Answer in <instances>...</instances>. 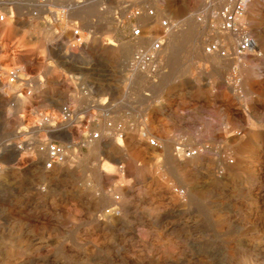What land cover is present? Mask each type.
<instances>
[{
    "label": "rangeland",
    "instance_id": "1",
    "mask_svg": "<svg viewBox=\"0 0 264 264\" xmlns=\"http://www.w3.org/2000/svg\"><path fill=\"white\" fill-rule=\"evenodd\" d=\"M224 3L225 0H0V23L3 18L4 22L10 21L16 33L11 37L0 34V58H21L19 80L12 77L16 80L13 86L0 81V264H264V0H251L243 16L259 44L258 54L245 56L207 51L218 41L227 40L231 48L237 42L236 36L220 31L217 13ZM63 8L67 16L62 14ZM139 9L142 14L136 19L133 14ZM151 9L153 15L149 13ZM145 14L152 17L153 28L142 23ZM164 20L176 27L167 31ZM135 24L143 29L144 37L157 34L156 40H164V50L170 40H175V54L159 55L160 51L148 45L137 51L128 49L135 41L131 39ZM78 28L81 41L73 37ZM108 38L116 44L109 45ZM17 40H26L28 45H16ZM141 51L158 54L157 62L136 63L135 56ZM177 55L184 56V75L195 76L197 87L153 85L157 75L176 69ZM203 64L213 69L205 70ZM51 76L60 82H52ZM169 80L175 79L171 76ZM158 100L169 102V108L148 107ZM54 110L62 113V124L33 123ZM106 135L114 142L120 137L129 140L142 135L157 140L153 156L142 158L134 153L136 166L160 173L161 179L182 196L183 205L172 207L153 180L142 182L137 171L128 174L127 151L118 156L122 161L115 173L107 171V150L103 148L97 154L92 148ZM248 136L255 137L248 141ZM51 143L61 145L63 152L45 161L42 149ZM168 145L172 146L173 157L186 148L202 158L197 167L183 171L186 184L176 181L171 167L165 166ZM26 151L33 154L31 161ZM237 155L242 157L238 175H223L221 171L212 175L214 163H237ZM191 193L198 194L199 201L193 200ZM159 206L163 208L154 211ZM215 221L219 223L217 229ZM143 233L150 235L158 247L174 243V252L149 253L140 238ZM74 234L79 239H74Z\"/></svg>",
    "mask_w": 264,
    "mask_h": 264
},
{
    "label": "bare ground",
    "instance_id": "2",
    "mask_svg": "<svg viewBox=\"0 0 264 264\" xmlns=\"http://www.w3.org/2000/svg\"><path fill=\"white\" fill-rule=\"evenodd\" d=\"M187 1V0H186ZM250 6V5H249ZM188 7V6H187ZM175 8V7H174ZM253 9V8H252ZM174 10V9H173ZM247 14V13H246ZM146 15V14H145ZM248 15V14H247ZM249 16V15H248ZM155 18V17H154ZM4 18H3V23H0V34H4V36L5 37H11L15 32H14V26L11 24V22L10 21H5L4 22ZM143 22L142 23H144V24H147V26H149V27H151V28H153V19H152V17L150 16V15H146V16H143ZM156 23V22H155ZM79 33H80V31H79ZM158 33V32H157ZM174 33V32H173ZM16 34V33H15ZM169 35L170 36H172V29H171V31H169ZM73 37L74 38H77L78 36L77 35H75V31H74V33H73ZM181 37V36H180ZM226 37V36H225ZM68 38V37H67ZM80 38H81V36H80ZM157 38H159L158 37V35L157 34H153V35H151V36H147V37H141L140 39H135V41H134V43L132 44H129L128 45V49H134V50H141L142 48H143V46L144 45H148V46H150V47H152V43L154 42V40H156ZM178 38V37H177ZM176 38V39H177ZM224 38V37H223ZM82 39V38H81ZM181 39V38H180ZM226 39V38H225ZM231 39V38H230ZM237 39V38H236ZM77 40V39H76ZM13 41V40H12ZM79 41V40H78ZM81 41V40H80ZM173 41H175V40H170V43H169V46L164 50V48L162 49V50H160V53H159V55H161L162 53L163 54H168V52L171 54H175L174 52H176L177 51V49H178V47H177V45L173 42ZM178 41V40H177ZM236 41V40H235ZM69 42H70V40H69ZM107 42H108V44L109 45H115L116 44V41L113 39V38H108L107 39ZM132 42V41H131ZM16 45H19V46H27L28 45V42L26 41V40H17L16 41V43H15ZM259 45V44H258ZM5 46V45H4ZM108 46V45H107ZM181 46V45H180ZM82 49V48H81ZM32 51H34V53H38L36 50H32ZM36 51V52H35ZM2 52L0 51V54H1ZM202 53V52H201ZM211 53V52H210ZM216 53V52H215ZM38 54H40V53H38ZM148 54V53H147ZM212 54V53H211ZM151 55V60L150 61H153L154 63H156L157 62V60H158V58H159V55L158 54H154V53H151L150 54ZM205 56V55H204ZM1 60H3V61H5V63L4 64H2L1 63V60H0V73H1V75H0V81H2V82H4L5 84V86H13V84L15 83V79H13L12 80V77H14V78H16L17 80H19V77H18V71L19 70H21V65H20V63H21V58H19L18 59V61H16L14 58L12 59H10V58H8V57H6V56H2L1 58H0ZM215 59V58H214ZM232 59V58H231ZM238 59V58H237ZM149 61V62H150ZM215 61V60H214ZM26 62V61H25ZM141 62H143V61H141ZM152 62V63H153ZM219 63V60L217 59L216 60V63ZM242 62V61H241ZM226 63V62H225ZM229 63V62H228ZM242 64V63H241ZM20 65V66H19ZM214 66V65H213ZM216 66H217V64H216ZM243 69V68H242ZM227 70V69H226ZM245 71H243V73H244ZM247 72V71H246ZM249 73V72H248ZM251 74V73H250ZM249 75V74H248ZM231 79V78H230ZM245 79V78H244ZM249 81H252V80H249ZM259 83V82H258ZM3 84V83H2ZM257 84V83H256ZM230 85V84H229ZM244 85V84H243ZM258 85V84H257ZM257 87V86H256ZM246 88V87H245ZM248 91V90H247ZM248 94V93H247ZM251 94V93H250ZM246 96V95H245ZM226 98V97H225ZM247 98V97H246ZM21 100V99H20ZM231 102V101H230ZM20 106V105H19ZM232 106V105H231ZM60 107H62V106H60ZM58 108V107H57ZM105 108V107H104ZM61 109V108H60ZM20 110V109H19ZM101 111V110H100ZM17 112V111H16ZM15 112V113H16ZM245 112V111H244ZM243 112V113H244ZM246 113V112H245ZM65 118H66V116H64ZM62 118H63V116H62V113L60 112V111H58V110H54V111H51V113L47 116V117H43V118H37V120H35V121H33V123L34 124H40V125H46V124H52V123H61L62 124ZM71 118V117H70ZM261 118V117H260ZM64 120V119H63ZM18 121V120H17ZM69 121V120H68ZM71 121V120H70ZM67 122V121H66ZM229 122V121H228ZM243 122V121H242ZM65 125V124H64ZM73 125V124H72ZM116 125V124H115ZM69 126V125H68ZM62 127V126H61ZM161 127V126H160ZM60 128V127H59ZM101 128V127H100ZM229 128V127H228ZM233 128V127H232ZM231 128V129H232ZM104 129V128H103ZM116 129V128H115ZM165 129V128H164ZM62 130V129H61ZM67 130V129H66ZM106 130V129H105ZM121 130V129H120ZM230 130V129H229ZM158 131V130H157ZM215 131V130H214ZM62 132V131H61ZM64 132V131H63ZM68 132V131H67ZM109 132H111V131H109ZM147 132V131H146ZM162 132V131H161ZM98 133H100V132H98ZM69 134V133H68ZM102 134V133H101ZM98 135V134H97ZM108 135V134H107ZM104 136L101 140H99L98 139V141H93V142H91V143H93V145H92V148H93V150L97 153V154H101V151L103 150V148H105L106 150H107V155H109L108 157H109V161L107 162L108 163V166H109V168L107 169V171L109 170L110 172H114L116 169H117V164H119L122 160L121 159H119L118 158V156L121 154V152L122 151H127L128 153H129V156H130V159L127 161V163H126V172L128 173V174H131V175H134L135 174V172L137 171V177H138V179L139 180H141L142 182H146L147 180H153L152 182H153V184L154 183H156L159 187H160V190L162 189V194L163 195H161V196H165L166 198H167V200H169V205H171L172 207L174 206V207H176V206H181V205H183V200H182V196L180 197L179 196V194H177V192L175 191V188H174V186L173 185H171L170 183H167V182H165L164 180H162L161 179V177L159 176V174H157L156 172H151V171H149L148 169L150 168L149 166V168L148 169H140V168H137L138 166H136V164H137V161H136V159L133 157V155H134V153L136 154H138L140 157H146V155H149V156H153L154 154H155V147H157V145H159V144H157L156 143V141L157 140H152V139H150V138H147L146 137V135H142V136H139V137H132L131 139H129V140H126V139H123V138H118L117 139V137H116V139H117V141L116 142H114L113 141V139L112 138H110V136ZM125 135V134H124ZM155 135V134H154ZM215 135V134H214ZM121 136V135H120ZM137 136V135H136ZM169 136V135H168ZM201 136V135H200ZM70 137V136H69ZM78 137V136H77ZM76 137V138H77ZM101 137V136H100ZM114 137V136H113ZM124 137V136H123ZM202 137V136H201ZM254 137L255 136H248V141H251V140H253L254 139ZM71 138V137H70ZM72 138H74V137H72ZM81 138V137H80ZM95 138H99V137H95ZM94 138V139H95ZM159 138V137H158ZM162 138V137H161ZM165 138V137H164ZM188 138H190V137H188ZM198 138V137H197ZM196 138V139H197ZM236 138V137H235ZM160 139V138H159ZM169 139V138H168ZM75 140V139H74ZM91 140V139H90ZM219 140V139H218ZM230 140V139H229ZM232 140V139H231ZM234 140V139H233ZM73 141V140H72ZM168 141V140H167ZM172 141H174V140H172ZM225 141V140H224ZM235 141H237L236 139H235ZM153 142V143H152ZM231 142V141H230ZM234 142V141H233ZM165 143V142H164ZM190 143V142H189ZM202 143V142H201ZM215 143V142H214ZM168 144V143H167ZM187 144V143H186ZM191 144H193V143H191ZM233 144V143H232ZM40 145V144H39ZM179 145V144H178ZM230 145V144H229ZM237 145V144H236ZM239 145V144H238ZM186 146V145H185ZM195 146V145H194ZM208 146V145H207ZM240 146V145H239ZM193 147V146H192ZM210 147H212V145L210 146ZM171 148H172V146H170V145H168L167 146V149L165 150V154H164V156H165V159H166V165L165 166H169V167H171V170H172V173H173V176L177 179L176 181H179V182H181V183H183V184H186V183H184V181H185V176H184V174H183V171L185 170V169H187L188 167H197L200 163H202V158L200 157V155L197 153V152H195V153H192V152H190V151H188L186 148H183L180 152H179V154L178 155H176V156H174L173 157V153H172V151H171ZM191 148V147H190ZM197 148H198V146H197ZM236 148V147H235ZM199 149V148H198ZM197 149V150H198ZM230 150V149H229ZM33 151V150H32ZM42 153H41V155L43 156V158H44V160L45 161H48L50 158H51V155H50V152H49V147H44L43 149H42ZM158 151V150H157ZM156 151V152H157ZM26 152H28V151H26ZM31 152V151H30ZM35 152V151H34ZM220 152V151H219ZM231 152V151H230ZM261 152V151H260ZM29 153V152H28ZM209 153V152H208ZM15 154V153H14ZM211 154V153H210ZM214 154V153H213ZM29 157V160L31 161V159H33V154L31 155L30 153L29 154H27ZM93 155V154H92ZM208 155V154H207ZM218 155V154H217ZM238 155H240V154H238ZM237 155V156H238ZM103 156V155H102ZM201 156H202V154H201ZM215 156V155H214ZM233 156H234V154H233ZM138 157V156H137ZM142 157V158H143ZM163 157V156H162ZM205 157V156H204ZM211 157V156H210ZM41 158V157H40ZM40 158H39V160H40ZM152 158V157H151ZM207 158H208V156H207ZM222 158V157H221ZM36 159V158H35ZM105 159V158H104ZM127 159V158H126ZM164 159V158H163ZM162 159V160H163ZM205 159H206V157H205ZM218 159V158H217ZM241 159H242V157H240V156H238L237 157V163H234V164H231L230 162L229 163H224V162H221V161H218V162H216V163H214V167H215V169L213 170V172H212V175H216L217 176V171H221V173L223 174V175H238L239 174V172H241V170H242V161H241ZM22 160V159H21ZM27 160V159H26ZM66 160V159H65ZM106 160V159H105ZM121 160V161H120ZM233 160H234V157H233ZM22 161H24V159L22 160ZM99 161V160H98ZM150 161V160H149ZM35 162V161H34ZM58 160H57V164H58ZM159 162V161H158ZM46 163V162H45ZM44 163V164H45ZM100 163V162H99ZM140 163V162H139ZM147 163V162H146ZM154 163V162H153ZM43 164V163H42ZM51 164V163H50ZM85 164H87V163H85ZM84 164V165H85ZM141 164V163H140ZM152 164V163H151ZM40 165V164H39ZM38 165V166H39ZM47 165V164H46ZM49 165V164H48ZM175 166V168H173L174 166ZM173 166V167H172ZM50 167V166H49ZM56 167V166H55ZM96 167V166H95ZM212 167V166H211ZM213 167V168H214ZM64 168V167H63ZM69 168V167H68ZM84 168V167H83ZM162 168H164V167H162ZM161 167H160V169H162ZM166 168V167H165ZM67 169V168H66ZM105 169V168H104ZM159 169V170H160ZM257 169V168H256ZM255 169V170H256ZM94 170H95V168H94ZM93 170V171H94ZM103 170V169H102ZM165 170V169H164ZM59 171V170H58ZM168 171V170H167ZM188 171V170H187ZM206 171V170H205ZM61 172V171H60ZM99 172V171H98ZM102 172V171H101ZM204 172V171H203ZM65 173V172H64ZM107 173V172H106ZM115 173V172H114ZM123 173V172H122ZM206 173H208V172H206ZM199 174V173H198ZM197 174V175H198ZM204 174V173H203ZM60 175V174H59ZM100 175H101V173H100ZM114 175V174H113ZM118 175V174H117ZM127 175V174H126ZM195 175V174H194ZM60 176H62V175H60ZM199 176V175H198ZM75 177V176H74ZM126 177V176H125ZM132 177V176H131ZM190 177V176H189ZM56 178H58V177H56ZM104 178V177H103ZM169 178V177H168ZM207 178V177H206ZM119 179V178H118ZM170 179H171V177H170ZM196 179V178H195ZM54 180V179H53ZM59 180V179H58ZM169 180V179H168ZM103 181V180H102ZM107 180H105V182H106ZM120 181V180H119ZM121 181H123V180H121ZM127 181V180H126ZM172 181H175V180H173L172 179ZM201 181H203V180H201ZM221 181V180H220ZM219 181V182H220ZM129 182V181H128ZM210 182V181H209ZM134 183V182H133ZM174 183H176V182H174ZM201 183H203V182H201ZM200 183V184H201ZM257 183V182H256ZM104 184V183H103ZM123 184V183H122ZM199 184V185H200ZM223 184V183H222ZM225 184V183H224ZM230 184V183H229ZM253 184V183H252ZM124 185V184H123ZM192 185V184H191ZM197 185V184H196ZM211 185V184H210ZM248 185V184H247ZM107 186V185H106ZM144 186V185H143ZM154 186V185H153ZM158 186H157V188H158ZM179 186V185H178ZM193 186H195V185H193ZM208 186V185H207ZM251 186V185H250ZM150 187V186H149ZM156 187V186H155ZM177 187V186H176ZM209 187H211V186H209ZM230 187V186H229ZM259 187V186H258ZM117 188V187H116ZM178 188H180V187H178ZM201 188V187H200ZM214 188V187H213ZM237 188V187H236ZM119 189V188H118ZM133 189V188H132ZM136 189V188H135ZM148 189V188H147ZM153 189V188H152ZM181 189V188H180ZM193 189V188H192ZM205 189V188H204ZM210 189V188H209ZM219 189V188H218ZM230 189V188H229ZM233 189V188H232ZM104 190V189H103ZM128 190V189H127ZM177 190V189H176ZM190 190V189H189ZM220 190V189H219ZM218 190V191H219ZM222 190V189H221ZM120 191V190H119ZM150 191V190H149ZM185 191H186V189H185ZM184 191V192H185ZM210 191H211V189H210ZM228 191V190H227ZM107 192H108V190H107ZM134 192V191H133ZM160 192V191H159ZM190 192V191H189ZM207 192V191H206ZM220 192V191H219ZM261 192H262V190H261ZM82 193V192H81ZM89 193V192H88ZM122 193V192H121ZM140 193H141V191H140ZM210 193H212V192H210ZM221 193V192H220ZM229 193V192H228ZM235 193V192H234ZM239 193V192H238ZM245 193V192H244ZM83 194V193H82ZM132 194H134V193H132ZM152 194V193H151ZM209 194V193H208ZM216 194V193H215ZM86 195V194H85ZM94 195V194H93ZM119 195V194H118ZM129 195V194H128ZM146 195H148V196H150L149 195V193H147ZM84 196V195H83ZM130 196V195H129ZM148 196H146V197H148ZM158 196L160 197V195L158 194ZM241 196V195H240ZM255 196V195H254ZM48 197V196H47ZM134 197H136V195L134 196ZM155 197V196H154ZM127 198V197H126ZM137 198V197H136ZM149 198V197H148ZM156 198V197H155ZM191 198L193 199V200H195V201H199V195L198 194H196V193H191ZM221 197H219V199H220ZM237 198V197H236ZM239 198V197H238ZM91 199V198H90ZM133 199V198H132ZM160 199V198H159ZM233 199V198H232ZM256 199V198H255ZM255 199H254V201H255ZM134 201H136L135 199H133ZM164 200V199H163ZM187 200V199H186ZM221 200V199H220ZM224 200V199H223ZM165 201V200H164ZM140 202V201H139ZM139 202H138V204H139ZM201 202V201H200ZM203 202V201H202ZM130 203V202H129ZM142 203H144V202H142ZM160 203H161V201H160ZM167 203V204H168ZM203 203H205V202H203ZM229 203V202H228ZM107 204H108V202H107ZM128 204V203H127ZM137 204V203H136ZM146 204H149V203H146ZM145 204V205H146ZM161 204H163V203H161ZM257 204V203H256ZM262 204V203H261ZM264 204V203H263ZM142 205H144V204H142ZM144 205V206H145ZM215 205V204H214ZM226 205H228V204H226ZM226 205H225V207H226ZM231 205V204H230ZM205 206V205H204ZM62 207V206H61ZM162 207V206H161ZM160 206L157 208V209H153L154 211H158V210H160V208H161ZM264 207V206H263ZM100 208V207H99ZM111 208V207H110ZM115 208V207H114ZM120 208V207H119ZM119 208H118V210H119ZM124 208V207H123ZM128 208H129V206H128ZM139 208V207H138ZM137 208V209H138ZM143 208V207H142ZM163 208V207H162ZM169 208H171V207H169ZM178 208V207H177ZM223 208V207H222ZM227 208V207H226ZM259 208V207H258ZM65 209H66V207H65ZM96 209V208H95ZM112 209V208H111ZM152 209V208H151ZM166 209V208H165ZM176 209V208H175ZM225 209V208H224ZM223 209V210H224ZM52 210V209H51ZM102 210V209H101ZM100 210V211H101ZM105 210V209H104ZM130 210V209H129ZM132 210V209H131ZM144 210V209H143ZM215 210V209H214ZM116 211V210H115ZM140 211V210H139ZM147 211V210H146ZM220 211H221V213H222V210L220 209ZM46 212V211H45ZM60 212V211H59ZM96 212V211H95ZM165 212H166V210H165ZM168 212V211H167ZM176 212V211H175ZM196 212V211H195ZM47 213V212H46ZM104 213V212H103ZM130 213V212H129ZM142 213V212H141ZM145 213V212H144ZM212 213V212H211ZM224 213H225V211H224ZM52 214V213H51ZM79 214V213H78ZM89 214V213H88ZM197 214V213H196ZM47 215V214H46ZM81 215V214H80ZM98 215V214H97ZM141 215V214H140ZM173 215V214H172ZM177 215V214H176ZM186 215V214H185ZM192 215V214H191ZM214 215V214H213ZM216 215V214H215ZM69 216V215H68ZM67 216V217H68ZM99 216V215H98ZM105 216V215H104ZM143 216V215H142ZM146 216V215H145ZM164 216V215H163ZM167 216V215H166ZM182 216V215H181ZM193 216V215H192ZM221 216V215H220ZM231 216H232V214H231ZM260 216V215H259ZM58 217V216H57ZM76 217V216H75ZM96 217V216H95ZM117 217V216H116ZM158 217V216H157ZM179 217H180V215H179ZM226 217V216H225ZM46 218V217H45ZM77 218V217H76ZM98 218H100V217H98ZM120 218V217H119ZM122 218V217H121ZM129 218V217H128ZM140 218V217H139ZM138 218V219H139ZM192 218V217H191ZM195 218V217H194ZM213 218V217H212ZM259 218V217H258ZM85 219V218H84ZM125 219V218H124ZM155 219V218H154ZM173 219V218H172ZM197 219V218H196ZM226 219V218H225ZM75 220V219H74ZM78 220V219H77ZM81 220V219H80ZM87 220V219H86ZM91 220V219H90ZM99 220V219H98ZM131 220V219H130ZM143 220V219H142ZM157 220V219H156ZM169 220V219H168ZM191 220V219H190ZM227 220V219H226ZM248 220V219H247ZM62 221V220H61ZM139 221V220H138ZM159 221H160V219H159ZM158 221V222H159ZM200 221V220H199ZM234 221V220H233ZM67 224L69 223V220H66L65 221ZM84 222V221H83ZM101 222V221H100ZM126 222V221H125ZM137 222V221H136ZM142 222V221H141ZM140 222V223H141ZM148 222V221H147ZM175 222H176V220H175ZM56 223H58V222H56ZM112 223V222H111ZM115 223V222H114ZM122 223V222H121ZM139 223V222H138ZM160 223V222H159ZM158 223V224H159ZM177 223V222H176ZM190 223V222H189ZM188 223V224H189ZM238 223V222H237ZM246 223V222H245ZM245 223H243V224H245ZM263 223H264V221H263ZM60 224V223H59ZM66 224V225H67ZM96 224V223H95ZM113 224V223H112ZM146 224V223H145ZM170 224H172V223H170ZM179 224V223H178ZM186 224H187V222H186ZM219 223L218 222H214L213 223V226L217 229V227L219 226L218 225ZM236 224V223H235ZM234 224V225H235ZM241 224V223H240ZM62 225V224H61ZM89 225V224H88ZM93 225V224H92ZM102 225V224H101ZM105 225V224H104ZM149 225V224H148ZM148 225H146V226H148ZM152 225V224H151ZM157 225V224H156ZM169 225V224H168ZM190 225H193V224H190ZM56 226V225H55ZM107 226V225H106ZM105 226V227H106ZM114 226V225H113ZM116 226V225H115ZM120 226V225H119ZM119 226H118V228H119ZM133 226V225H132ZM175 226V225H174ZM181 226V225H180ZM244 226V225H243ZM71 227V226H70ZM78 227V226H77ZM83 227V226H82ZM122 227V226H121ZM120 227V228H121ZM144 227V226H143ZM149 227V226H148ZM171 227V226H170ZM169 227V228H170ZM188 227V226H187ZM196 227H197V225H196ZM204 227H206V226H204ZM241 227V226H240ZM239 227V228H240ZM60 228H62V227H60ZM66 228V227H65ZM68 228V227H67ZM79 228V227H78ZM103 228V227H102ZM109 228V227H108ZM147 228V227H146ZM155 228V227H154ZM157 228V227H156ZM168 228V227H167ZM243 227H241V229H242ZM63 229V228H62ZM73 229V228H72ZM100 229V228H99ZM117 229V228H116ZM124 229V228H123ZM128 229H129V227H128ZM132 229H133V227H132ZM152 229V228H151ZM171 229V228H170ZM197 229V228H196ZM200 229V228H199ZM229 229V228H228ZM232 229V228H231ZM86 230V229H85ZM112 230V229H111ZM122 230V229H121ZM130 230V229H129ZM134 230V229H133ZM157 230V229H156ZM164 230V229H163ZM173 230V229H172ZM92 231V230H91ZM95 231V230H94ZM93 231V232H94ZM97 231V230H96ZM100 231H102V230H100ZM108 231V230H107ZM118 231V230H117ZM139 231V230H138ZM174 231V230H173ZM198 231V230H197ZM206 231V230H205ZM68 232H69V230H68ZM67 232V233H68ZM87 232V231H86ZM98 232V231H97ZM110 232V231H109ZM114 232V231H113ZM124 232V231H123ZM145 232V231H144ZM168 232V231H167ZM176 232V231H175ZM192 232V231H191ZM194 232V231H193ZM238 232V231H237ZM120 233V232H119ZM125 233V232H124ZM127 233V232H126ZM154 233V232H153ZM171 233V232H170ZM181 233V232H180ZM199 232H197V234H198ZM228 233V232H227ZM236 233V232H235ZM243 233V232H242ZM85 234V233H84ZM204 234H207V233H204ZM210 234V233H209ZM230 234V233H229ZM238 234V233H237ZM246 234H248V233H246ZM64 235H65V232H64ZM79 235H81V234H79ZM100 235V234H99ZM106 235V234H105ZM111 235V234H110ZM131 235V234H130ZM129 235V236H130ZM183 235V234H182ZM200 235V234H199ZM240 235V234H239ZM77 235H75L74 234V239H76L77 237H76ZM101 236V235H100ZM121 236V235H120ZM133 236H136V234H134ZM201 236V235H200ZM200 236H199V238H200ZM204 236V235H203ZM209 236V235H208ZM207 236V237H208ZM224 236V235H223ZM60 237V236H59ZM69 237V236H68ZM79 237V236H78ZM88 237H90V236H88ZM103 237H104V235H103ZM132 237V236H131ZM154 237V236H153ZM179 237H180V235H179ZM189 237V236H188ZM196 237V236H195ZM194 237V238H195ZM198 237V236H197ZM234 237V236H233ZM244 237V236H243ZM62 238V237H61ZM96 238V237H95ZM110 238V237H109ZM135 238V237H134ZM140 238H141V240H143V242L146 244V246H147V249H148V251H149V253H156V252H163L162 254H165V253H173L174 252V247H173V244H172V246H170V247H167V245H161L160 247H158L154 242H155V240L153 239V238H151V236L150 235H148L147 233H143V234H141V236H140ZM155 238V237H154ZM158 238V237H157ZM170 238V237H169ZM176 238V237H175ZM211 238V237H210ZM223 238V237H222ZM246 238V237H245ZM77 239H79V238H77ZM81 239H83V238H81ZM108 239V238H107ZM127 239V238H126ZM129 239V238H128ZM131 239V238H130ZM129 239V240H130ZM160 239V238H159ZM172 239V238H171ZM188 239V238H187ZM208 239V238H207ZM212 239V238H211ZM67 240V239H66ZM73 240V239H72ZM93 240H95V239H93ZM103 240V239H102ZM135 240V239H134ZM157 240V239H156ZM163 240V239H162ZM206 240V239H205ZM222 240V239H221ZM74 241V240H73ZM79 241V240H78ZM120 241V240H119ZM172 241V240H171ZM207 241V240H206ZM223 241V240H222ZM229 241V240H228ZM233 241V240H232ZM98 242V241H97ZM131 242V241H130ZM136 242V241H135ZM139 242V241H138ZM174 242V241H173ZM176 242V241H175ZM194 242V241H193ZM217 242V241H216ZM241 242V241H240ZM243 242H245V241H243ZM61 243V242H60ZM83 243V242H82ZM107 243V242H106ZM111 243V242H110ZM124 243V242H123ZM172 243V242H171ZM184 243V242H183ZM190 243V242H189ZM102 244V243H101ZM133 244V243H132ZM135 244H137V243H135ZM200 244V243H199ZM242 244V243H241ZM128 245V244H127ZM137 245H139V244H137ZM177 245V244H176ZM175 245V246H176ZM186 245H187V243H186ZM203 245V244H202ZM57 246V245H56ZM68 246H69V244H68ZM109 246H110V244H109ZM129 246H131V245H129ZM136 246V245H135ZM141 246V245H140ZM140 246H138V247H140ZM189 246V245H188ZM201 246V245H200ZM210 246V245H209ZM218 246V245H217ZM128 247V246H127ZM178 247V246H177ZM179 247H181V246H179ZM178 247V248H179ZM185 247V246H184ZM192 247V246H191ZM203 247V246H202ZM66 248V247H65ZM69 248V247H68ZM74 248V247H73ZM90 248V247H89ZM112 248H113V246H112ZM115 248V247H114ZM134 248V247H133ZM178 248H177V250H178ZM182 248V247H181ZM193 248H194V246H193ZM193 248H192V251H193ZM196 248V247H195ZM201 248V247H200ZM206 248V247H205ZM213 248V247H212ZM243 248V247H242ZM246 248V247H245ZM71 249V248H70ZM100 249H102V248H100ZM116 249V248H115ZM121 249H122V246H121ZM124 249V248H123ZM180 249V248H179ZM184 249V248H183ZM186 249V248H185ZM198 249V248H197ZM210 249V248H209ZM76 250V249H75ZM117 250V252H118V249H116ZM130 250V253H131V249H129ZM128 250V251H129ZM141 250V249H140ZM176 250V251H177ZM217 250V249H216ZM244 250V249H243ZM50 251V250H49ZM91 251H93V250H91ZM97 251V250H96ZM113 251H114V249H113ZM122 251V250H121ZM197 251V250H196ZM204 251H205V249H204ZM215 251V250H214ZM47 252V251H46ZM66 252V251H65ZM84 252V251H83ZM98 252V251H97ZM147 252V251H146ZM194 252V251H193ZM213 252V251H212ZM211 252V253H212ZM234 252H235V250H234ZM245 252V251H244ZM23 253V252H22ZM79 253V252H78ZM77 253V254H78ZM81 253V252H80ZM93 253V252H92ZM124 253H126V252H123V254ZM136 253V252H135ZM137 253H139L138 251H137ZM144 253V252H143ZM149 253H147V254H149ZM177 253V252H176ZM181 253V252H180ZM64 254V253H63ZM66 254V253H65ZM94 254V253H93ZM92 254V255H93ZM129 254V253H128ZM134 254V253H133ZM161 254V253H160ZM161 254V255H162ZM197 254V253H196ZM216 254V253H215ZM225 254H227L226 252L224 253V255ZM23 255V254H22ZM40 255V254H39ZM91 255V256H92ZM170 255V254H169ZM185 255H186V253H185ZM69 256H70V254H69ZM73 256V255H72ZM100 256V255H99ZM151 256V255H150ZM164 256V255H163ZM182 256V255H181ZM216 256H217V254H216ZM219 256H220V254H219ZM38 257V256H37ZM88 257V256H87ZM94 257V256H93ZM119 257V256H118ZM137 257H138V255H137ZM140 257V256H139ZM143 257V256H142ZM226 257V256H225ZM234 257V256H233ZM251 257V256H250ZM259 257V256H258ZM39 258V257H38ZM67 258V257H66ZM70 258V257H69ZM103 258V257H102ZM125 258V257H124ZM145 258V257H144ZM153 258V257H152ZM164 258H166V257H164ZM177 258H178V256H177ZM207 258V257H206ZM231 257L229 256V259H230ZM87 259H89V258H87ZM92 259V258H91ZM100 259H101V257H100ZM128 259V258H127ZM126 259V260H127ZM138 259H140V258H138ZM200 259V258H199ZM216 259V258H215ZM83 259L81 258V261H82ZM104 260V259H103ZM129 260V259H128ZM151 260V259H150ZM171 260V259H170ZM169 260V261H170ZM184 260V259H183ZM187 260V259H186ZM210 260V259H209ZM212 260V259H211ZM210 260V261H211ZM220 260V259H219ZM75 261V260H74ZM80 261V260H79ZM84 261V260H83ZM92 261V260H91ZM122 261V260H121ZM130 261H132V259L130 260ZM134 261V260H133ZM133 261H132V263H133ZM139 261V260H138ZM166 261V260H165ZM194 261H195V259H194ZM135 262V261H134ZM176 262V261H175ZM174 262V263H175ZM196 262H198V261H196ZM99 263V262H98ZM124 263V262H123ZM131 263V262H130ZM138 264H139V262H137ZM173 263V262H172ZM176 263H178V261L176 262ZM175 263V264H176ZM129 264V263H128ZM156 264H157V262H156ZM179 264V263H178ZM212 264H214L213 262H212Z\"/></svg>",
    "mask_w": 264,
    "mask_h": 264
},
{
    "label": "built area",
    "instance_id": "3",
    "mask_svg": "<svg viewBox=\"0 0 264 264\" xmlns=\"http://www.w3.org/2000/svg\"><path fill=\"white\" fill-rule=\"evenodd\" d=\"M207 2L209 0H206ZM251 0H225V3L220 8L219 12L217 13V18L220 19V31L223 34L229 36L233 35L237 37V42L233 48L227 40H222L211 44L207 47L208 52H219L223 56L230 55V56H245L252 53H257L259 51L258 42L256 39L255 34L250 29V24L247 21H243V16L247 9L248 4ZM46 2V0H42V3ZM66 9L63 8L62 14L67 16ZM151 15H153V9L149 11ZM142 14V10H136L133 14V17L137 19V16ZM2 19V18H1ZM175 23H171L168 20L163 21V26L168 31L172 27H176ZM144 34L143 29L136 25L131 30V39H140ZM75 35L80 38L79 28L75 30ZM164 40H155L152 43V49L155 52L160 51L163 48ZM227 49L230 51L227 53ZM151 60V55L146 54L143 51L137 53L135 56V62L144 61V65L148 64ZM66 112V108H64ZM69 115V113L67 114ZM63 148L61 145L51 143L49 147V152L52 157H58L62 152Z\"/></svg>",
    "mask_w": 264,
    "mask_h": 264
},
{
    "label": "crops",
    "instance_id": "4",
    "mask_svg": "<svg viewBox=\"0 0 264 264\" xmlns=\"http://www.w3.org/2000/svg\"><path fill=\"white\" fill-rule=\"evenodd\" d=\"M85 23V24H84ZM83 23V26L85 28H87L88 26L86 25V22ZM165 59H162L161 62L164 63ZM176 62H178V65L176 66V69L171 72L166 70L163 75L161 77H158V75L156 76L154 82L152 83L153 85H158V84H163V85H166L168 87H170L171 85L172 86H187L189 88H196L197 87V82H196V77L193 76V75H184V62H185V58L184 56H181V55H177V57L175 58ZM164 65V64H162ZM203 69H208V68H212L211 65H207V64H203ZM213 69V68H212ZM191 73V71H190ZM49 75V74H47ZM172 77H174L175 80L173 81H170L169 79ZM49 77V76H48ZM190 77V78H189ZM51 81L52 82H60L58 80V78L56 76H51L50 77ZM169 102L167 101H163V100H158V101H155V103L151 102L149 104L148 107H151V108H169Z\"/></svg>",
    "mask_w": 264,
    "mask_h": 264
}]
</instances>
